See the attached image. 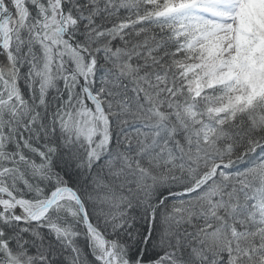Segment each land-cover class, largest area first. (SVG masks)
<instances>
[{
  "label": "snow or ice",
  "instance_id": "obj_1",
  "mask_svg": "<svg viewBox=\"0 0 264 264\" xmlns=\"http://www.w3.org/2000/svg\"><path fill=\"white\" fill-rule=\"evenodd\" d=\"M0 264H264V0H0Z\"/></svg>",
  "mask_w": 264,
  "mask_h": 264
}]
</instances>
